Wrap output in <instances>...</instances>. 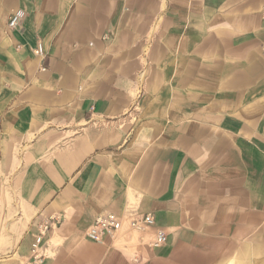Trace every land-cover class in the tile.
I'll return each instance as SVG.
<instances>
[{"label": "crops", "instance_id": "obj_1", "mask_svg": "<svg viewBox=\"0 0 264 264\" xmlns=\"http://www.w3.org/2000/svg\"><path fill=\"white\" fill-rule=\"evenodd\" d=\"M262 4L0 0V264H264Z\"/></svg>", "mask_w": 264, "mask_h": 264}, {"label": "built area", "instance_id": "obj_2", "mask_svg": "<svg viewBox=\"0 0 264 264\" xmlns=\"http://www.w3.org/2000/svg\"><path fill=\"white\" fill-rule=\"evenodd\" d=\"M262 17L264 19V0L262 4ZM23 15L19 12L14 13L11 15L8 23V27L10 30H17L20 28V23L22 21ZM34 53L37 56L43 55V49L41 47H38L34 50ZM155 223V219L152 214H145L143 216H139L137 218H133V221L131 220V226L134 228H144L148 226H152ZM123 222L122 220L113 213L104 214L102 216H99L95 219L93 224L88 228L86 234L89 240L96 242V243H102L105 241L106 238H113L117 232H119L122 228ZM45 231L48 230V226L44 228ZM167 242V236L164 232L160 231L158 232L154 242L153 246L158 248L166 244ZM32 264H42L43 263V255L41 252L40 247L38 244L34 245L33 251H32Z\"/></svg>", "mask_w": 264, "mask_h": 264}, {"label": "bare ground", "instance_id": "obj_3", "mask_svg": "<svg viewBox=\"0 0 264 264\" xmlns=\"http://www.w3.org/2000/svg\"><path fill=\"white\" fill-rule=\"evenodd\" d=\"M35 55H36V54H35ZM36 56H37V55H36ZM132 221H133V218H132ZM130 223H131V220H129V227H130L131 229H135V230L138 229V228H134V227H132ZM122 228H123V225H122ZM122 228H121V229H122Z\"/></svg>", "mask_w": 264, "mask_h": 264}]
</instances>
